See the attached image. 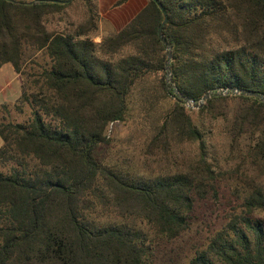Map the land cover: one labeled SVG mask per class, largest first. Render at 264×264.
I'll use <instances>...</instances> for the list:
<instances>
[{
    "label": "trees",
    "instance_id": "16d2710c",
    "mask_svg": "<svg viewBox=\"0 0 264 264\" xmlns=\"http://www.w3.org/2000/svg\"><path fill=\"white\" fill-rule=\"evenodd\" d=\"M75 1L0 0V68L12 64L18 103L31 108L26 122L0 119V264H154L155 243L189 229L218 177L185 99L225 90L199 111L225 122L250 184L241 211L189 264H264V101L232 93L264 95V0H158L169 87L155 0L100 42L90 0L85 19L64 25ZM165 97L173 103L148 148L198 143L190 170L150 178L104 163L109 128L127 119L131 101L148 116Z\"/></svg>",
    "mask_w": 264,
    "mask_h": 264
},
{
    "label": "rangeland",
    "instance_id": "374dc122",
    "mask_svg": "<svg viewBox=\"0 0 264 264\" xmlns=\"http://www.w3.org/2000/svg\"><path fill=\"white\" fill-rule=\"evenodd\" d=\"M86 1L88 0H76L66 9L65 26L68 22L77 23L81 20L83 11L88 8L85 5ZM118 1L90 0V4L95 6L102 19L100 26L102 31L99 30V34L118 31L110 18L115 19L117 27L122 28L139 12L141 5L147 0H129L116 6ZM13 88L19 90V83L15 82ZM19 98L9 104L7 110L0 107L1 120L28 121L31 108L27 103H18ZM172 103L173 97H165L155 104L154 108H150L151 112L146 116L142 114V108L131 101V111L127 119L115 122L109 128L108 136L111 141L100 151L103 162L122 168L134 176L150 178L190 170L200 157L198 143L176 144L168 150L148 148L156 126L161 122V115L167 113ZM187 108L193 121L204 133L208 160L216 166L218 177L212 186L208 185L203 190L197 200L189 229L177 239L155 243L154 264H189L195 253L226 224L228 217L234 212L241 211L250 184L243 169L239 168L236 155L232 153L225 122L222 119H212L206 113H200V108L194 107L191 103L187 104ZM259 216L264 219V213H260Z\"/></svg>",
    "mask_w": 264,
    "mask_h": 264
},
{
    "label": "crops",
    "instance_id": "0c3cea01",
    "mask_svg": "<svg viewBox=\"0 0 264 264\" xmlns=\"http://www.w3.org/2000/svg\"><path fill=\"white\" fill-rule=\"evenodd\" d=\"M18 1H24V2H33L35 0H18ZM131 1V0H130ZM133 1V0H132ZM146 4V3H145ZM144 4V5H145ZM144 5H141V9ZM140 9V10H141ZM139 10V11H140ZM105 17V16H102ZM81 19H85V12L83 11V15ZM112 25L115 26L116 30H121L122 28L117 27L116 20L111 19ZM100 31H102V28L100 27ZM103 33L100 32L99 36L96 37L95 41H101ZM15 82L19 83L20 89L13 88V85ZM14 89V90H13ZM22 94V80L20 75L15 71L14 67L11 63H6L0 68V107L4 104H12L15 102ZM4 142L2 138L0 137V148L3 146Z\"/></svg>",
    "mask_w": 264,
    "mask_h": 264
},
{
    "label": "water",
    "instance_id": "95a60500",
    "mask_svg": "<svg viewBox=\"0 0 264 264\" xmlns=\"http://www.w3.org/2000/svg\"><path fill=\"white\" fill-rule=\"evenodd\" d=\"M48 1H52V2H56V3H61V4H65V3H70L72 0H48ZM156 3L158 4V6L163 10V14H164V22L161 24V26L159 27L158 30V34L159 37L162 41V43L165 45L167 54H168V59H167V63H166V70H167V86L169 87L171 81H172V74H171V60H172V47L169 44V42L164 38V34H163V28L164 26L167 24L168 22V15L166 13V11L164 10L163 6L161 5V3L158 0H155ZM176 93L178 94V91H176ZM229 91L225 90V91H219V92H209L208 94H206L199 103H196L194 101H189L188 99H185V101H187V103H191L193 104L194 107L196 108H201L206 101L211 98L212 96H219V95H226L228 94ZM233 94H244L247 96H259L263 101H264V95H258L254 92H245V91H240V90H234L232 91Z\"/></svg>",
    "mask_w": 264,
    "mask_h": 264
}]
</instances>
